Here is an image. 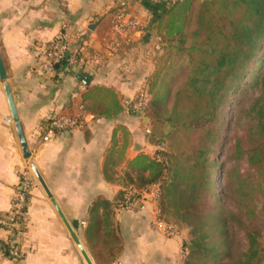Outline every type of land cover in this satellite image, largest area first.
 Segmentation results:
<instances>
[{
  "label": "crops",
  "instance_id": "0c3cea01",
  "mask_svg": "<svg viewBox=\"0 0 264 264\" xmlns=\"http://www.w3.org/2000/svg\"><path fill=\"white\" fill-rule=\"evenodd\" d=\"M150 9L146 0H0V50L30 151L26 158L0 79V219L28 172L18 236L24 264H88L32 164L93 264H184L182 239L162 232L157 205L122 200L136 190L133 160L151 154L131 112L160 60L159 18ZM61 37L77 51L76 62L45 70L43 53ZM91 92L104 100L113 94L121 111L105 117L88 109ZM54 115L82 125L50 130ZM10 237L0 224V264H12Z\"/></svg>",
  "mask_w": 264,
  "mask_h": 264
},
{
  "label": "trees",
  "instance_id": "16d2710c",
  "mask_svg": "<svg viewBox=\"0 0 264 264\" xmlns=\"http://www.w3.org/2000/svg\"><path fill=\"white\" fill-rule=\"evenodd\" d=\"M159 8L158 33L170 50L169 59L147 80L151 98H136L131 112L146 110L153 120L168 124L166 135L189 149L137 156L132 165L139 171L131 178L135 193L122 199L140 197V191L159 185L160 218L174 207L191 227L184 264H261L257 201L264 198V0H165L153 7ZM249 75L252 80L242 86ZM236 94L243 100L231 120L224 162L246 158L253 171L243 177L236 168H227L225 189L212 202L214 155L230 130L228 105ZM88 96V109L102 116L122 109L111 93L107 100L99 93ZM137 101H143L142 107H135ZM235 229L245 232V249L236 246Z\"/></svg>",
  "mask_w": 264,
  "mask_h": 264
},
{
  "label": "rangeland",
  "instance_id": "374dc122",
  "mask_svg": "<svg viewBox=\"0 0 264 264\" xmlns=\"http://www.w3.org/2000/svg\"><path fill=\"white\" fill-rule=\"evenodd\" d=\"M147 3L151 6V7H155L156 5H161V2L165 1V0H146ZM204 1V0H202ZM169 2V1H168ZM155 5V6H154ZM150 13L155 16V18H158L156 21H158L157 23H159V20L161 19V14H162V10L161 8L159 9H150ZM159 41H161V50L160 52H158L155 57L159 55L160 60H159V64L157 66L156 71L160 68V66L164 65L166 63V60L169 59V51L168 48H166V45L163 41H162V37H160L158 35ZM158 38L156 40H158ZM158 41V43H159ZM260 59H264V56H261ZM254 68V67H253ZM260 69L259 65L257 64V66L255 67V71L258 72ZM154 75V74H153ZM252 80L251 75L248 76V78L246 79V82L242 85L245 86L246 83H248L249 81ZM174 82H171L168 85L167 91H170L173 89L174 87ZM148 84L146 83V85L144 86V95L147 96V99L149 100L151 98V95H148ZM143 96V94H142ZM243 98L240 97L238 94H236L234 96V101H232L229 105H228V118H229V122L227 124V128H230V130L228 131V135H226L223 138V142L219 147V151L218 153H216L214 155L215 159L218 161L216 163V168H215V173H214V191L211 194L212 196V202H214L213 199V195L214 194H218V192H221L225 189V185L227 183L228 180V176L226 174V169L227 168H236L238 173L243 176L246 177L249 171H253V169H249V164L246 158H242V160L240 161H231L230 163H225L224 159L226 156V150L227 148L230 146V143L228 140L229 135H231L232 133V123L231 120L234 117V114L239 106V100ZM243 100V99H241ZM145 101V100H144ZM137 107H139L140 102L137 101L136 102ZM170 105L169 102H167L166 107H168ZM137 110L139 111L137 114H135L137 117V123L140 127V129H143V135L147 137V140L149 144H148V148L149 151H151L149 154V156L151 157H155V153L156 151H164V152H168V153H179V152H185L186 150L189 149V146H184V145H179L177 144L174 140H172L168 135H166L168 133V130L170 127H168V124H161V122H157L155 120H153L152 117H150L149 115H147L146 110H139L137 108ZM143 117H146V119H143ZM166 117V116H165ZM164 119V118H163ZM160 121H161V117H160ZM167 125V126H166ZM172 135V133H171ZM135 139L140 140L141 139V133L138 134L137 136L135 135ZM192 145H190L191 147ZM187 147V149H186ZM187 152V151H186ZM180 163L182 164L185 159L181 157L180 159ZM184 164V163H183ZM171 177L170 173L167 174V179H169ZM257 178V177H256ZM263 182V180H262ZM264 183V182H263ZM148 194L146 196H135V197H126L124 199L123 205H130L131 206H139L140 204H143L145 202H149V203H155L157 205V214H156V221L159 222V225H161V229L162 232H164L165 235L167 236H178L180 239H182V242L184 244V242H187L188 247L182 249V254L183 257L188 256L190 249L189 245L192 239V233H191V227L188 226L187 223L183 222L179 216L176 214L175 212V208L174 207H169V212L165 213L163 215V217L160 218V211H159V207H158V196H159V185H156L154 187H152L151 189L147 190ZM141 192V191H140ZM258 197L260 198V196L258 195ZM223 197H220V199H222ZM123 200V199H122ZM222 201V200H221ZM264 205V198L263 196H261V198L257 201V211H258V221L257 224L259 225V228L261 230V235L259 237V241L262 247L261 250V255H262V263L264 264V212H262L261 208ZM133 206V207H134ZM261 225V226H260ZM235 244L236 246H238L239 248L245 249L247 247V238L245 235V232L243 231V229H235ZM195 260V259H194Z\"/></svg>",
  "mask_w": 264,
  "mask_h": 264
},
{
  "label": "built area",
  "instance_id": "2783aa9c",
  "mask_svg": "<svg viewBox=\"0 0 264 264\" xmlns=\"http://www.w3.org/2000/svg\"><path fill=\"white\" fill-rule=\"evenodd\" d=\"M43 55L45 61L42 66L45 70H52L56 64L64 60L73 65L77 59V51L72 50L71 45L64 37L59 38L56 44L44 51ZM146 98L147 96L143 95L141 99L144 101ZM142 102L139 104V107H142ZM49 120L50 130H64L82 125L80 119L70 116L54 115ZM31 187L32 182L28 176V172H24V177L19 183L17 193L12 201V210L6 217L0 219V224L11 231V237L8 239L6 251L12 264H24L25 254L20 246L18 236L22 233V217L27 205L28 191Z\"/></svg>",
  "mask_w": 264,
  "mask_h": 264
},
{
  "label": "water",
  "instance_id": "95a60500",
  "mask_svg": "<svg viewBox=\"0 0 264 264\" xmlns=\"http://www.w3.org/2000/svg\"><path fill=\"white\" fill-rule=\"evenodd\" d=\"M205 1V0H204ZM89 76L88 75H83L81 77L82 81L84 83H89ZM0 79L1 81L4 83V89L7 95V99H8V103L10 106V111H11V115L13 117V120L15 122V126H16V130L20 139V143L24 152V156L26 158H28L30 156V151H29V147L26 141V137L24 134V130H23V126L20 122V118H19V114H18V110L15 104V100L13 97V93L11 90V86L9 84V82L7 81V70H6V66L3 60V56L0 50ZM32 169L35 173V175L37 176L38 180L40 181V183L42 184V186L44 187L45 191L47 192L48 196L50 197L51 201L53 202V204L55 205V207L57 208L59 214L61 215L62 219L64 220L65 224L67 225L73 239L75 240L76 244L78 245L80 251L82 252V254L84 255L86 261L88 264H93L92 261L90 260L89 256L87 255L85 249L83 248L81 242L79 241L77 235L74 233L72 227L70 226L69 222L67 221L66 217L64 216L63 212L61 211L59 205L57 204L55 198L53 197V194L51 193L50 189L48 188L47 184L45 183V180L43 179L41 173L39 172V170L37 169V167L32 164Z\"/></svg>",
  "mask_w": 264,
  "mask_h": 264
}]
</instances>
